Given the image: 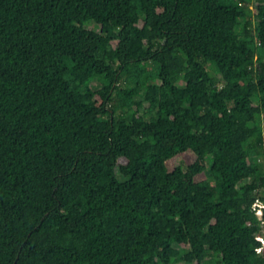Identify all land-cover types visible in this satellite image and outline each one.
Masks as SVG:
<instances>
[{
  "label": "trees",
  "instance_id": "1",
  "mask_svg": "<svg viewBox=\"0 0 264 264\" xmlns=\"http://www.w3.org/2000/svg\"><path fill=\"white\" fill-rule=\"evenodd\" d=\"M262 228L264 0H0V264H264Z\"/></svg>",
  "mask_w": 264,
  "mask_h": 264
},
{
  "label": "rangeland",
  "instance_id": "2",
  "mask_svg": "<svg viewBox=\"0 0 264 264\" xmlns=\"http://www.w3.org/2000/svg\"><path fill=\"white\" fill-rule=\"evenodd\" d=\"M252 6V4H251ZM89 50L92 51L93 49V44H89L88 47H87ZM184 156L187 155V153H184L183 154ZM189 157H195L194 154H191V155H188ZM186 157V156H185ZM170 168H171V171L173 170V172H175L177 170V160H173L171 163H170ZM259 213H262V211L260 210ZM260 233L263 235L264 234V228H262V230L260 231Z\"/></svg>",
  "mask_w": 264,
  "mask_h": 264
},
{
  "label": "built area",
  "instance_id": "3",
  "mask_svg": "<svg viewBox=\"0 0 264 264\" xmlns=\"http://www.w3.org/2000/svg\"><path fill=\"white\" fill-rule=\"evenodd\" d=\"M260 211V210H259ZM260 215H261V213H260ZM259 238H260V240H262L263 242H264V236L263 235H261V234H259ZM263 249V248H262Z\"/></svg>",
  "mask_w": 264,
  "mask_h": 264
},
{
  "label": "clouds",
  "instance_id": "4",
  "mask_svg": "<svg viewBox=\"0 0 264 264\" xmlns=\"http://www.w3.org/2000/svg\"><path fill=\"white\" fill-rule=\"evenodd\" d=\"M259 210H261V211H262V209H258V214L260 215V213H259ZM262 213H263V211H262ZM262 213H261V215H262Z\"/></svg>",
  "mask_w": 264,
  "mask_h": 264
}]
</instances>
